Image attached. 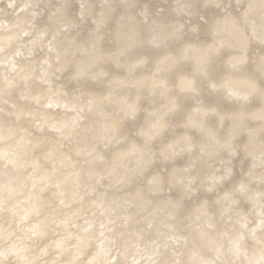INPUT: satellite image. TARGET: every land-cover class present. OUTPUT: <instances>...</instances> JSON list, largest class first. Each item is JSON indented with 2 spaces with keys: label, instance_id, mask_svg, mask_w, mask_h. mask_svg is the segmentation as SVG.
<instances>
[{
  "label": "water",
  "instance_id": "95a60500",
  "mask_svg": "<svg viewBox=\"0 0 264 264\" xmlns=\"http://www.w3.org/2000/svg\"><path fill=\"white\" fill-rule=\"evenodd\" d=\"M24 1L26 3L22 4ZM65 1L14 0L10 7L7 4L8 0H0V6L5 8L1 10L0 17L4 19L0 25H6L4 20H8L14 26L11 30L16 31L9 45L3 48L0 41V87L2 89L7 87L3 82L6 78L3 77L1 69L10 63L20 64L19 55L27 51L25 41L28 39L31 50L28 55L30 69L44 76L41 80L32 81L29 76L27 83H24V89L30 88V85L33 87L31 98L30 92H27L28 96L22 98L16 96L13 104L0 107L2 124L0 126L4 134L3 140L0 139V148H3V151L7 148L17 149L22 145H28L31 139L40 142L37 143L39 148L45 143L44 147L51 146L57 153H67L65 161L69 164L63 165V171L72 166L71 169L78 173V179L71 181L74 178H70L67 181L65 185L67 191L72 183L79 184L80 191H83L80 197H78L80 191L75 193V197L78 198L66 204L68 208L79 207L83 215L90 210L88 217H95V223L100 220L103 221L102 223L106 222L107 216H111L112 213H119L121 210L128 212L127 217L120 220V227L107 229V226L103 225L104 231L97 233L92 241H88L87 248H92L103 241L104 244H108V249L112 250L114 245L118 244L127 249L133 241L144 234V227L147 229L140 224L132 226L131 221L136 212H144L139 213L143 216L152 212L150 206L163 204L165 207L172 198L184 197L186 204L180 208L181 212L178 216L185 218L195 202L204 197L212 198L216 188L225 180L235 175L230 183H224L225 186H229L234 181H238L245 171L255 181L254 189L248 190L243 184H236L233 191L243 197V200L254 209L255 217L259 219L261 214L258 208L261 198L264 197V185L263 189L259 188L264 179L263 177L257 179L255 173L260 168L264 169V119L261 118L264 115V26H262L264 18L256 15V21L246 25L250 41L249 51L247 49L244 51L241 41L237 44L236 40L227 39V28L223 27L220 21L215 24L216 29L207 25V22L213 21L214 13L224 16L226 15L224 11L231 9L237 10L241 20H246L256 11H253L256 9V4H253L252 0L249 3L245 0H226L222 6L217 7L215 0H197L199 17L206 21L204 36L201 35L197 39L192 29H189L192 18L184 15L187 17L184 19L188 23L187 33L181 34L183 32L178 28L173 32L165 29L164 40L159 41L151 19H146L144 15V6L151 5L152 18L169 17V21H172L171 18L176 19L178 16L173 9L178 0H136L131 10L135 19V24H131V30L127 27L131 26L128 22L127 0H90L101 3L114 2L116 10L108 27L101 22L103 16L101 8L95 7L90 13H84V0H69L71 19L67 24L64 21ZM229 1L231 2L228 3ZM20 16L23 17L22 20L28 22V25H25L24 21H17ZM136 25L138 33L135 37L134 35L131 37L136 41L140 39L139 47L130 54L131 57L120 56L122 49L130 46L127 41H131L130 35ZM254 33L257 38L254 37ZM101 36H104L103 40L100 39ZM221 40L227 43L222 44ZM10 44L14 50L16 46H22L18 52L9 50V54L13 52L14 58L18 60H14L12 56L2 60ZM219 48H222L220 56L215 54ZM101 54L109 55V58H105V63L98 62ZM214 54L217 56L213 57ZM212 57L211 67H214L211 73L206 65L207 60ZM243 57H247L244 60L247 65L243 64ZM41 59L42 63H40ZM134 60L135 64H133ZM252 63L254 68L248 73L246 69L248 66L251 67ZM65 64H69L72 71L70 88L62 86L56 77L58 73L56 67L61 66V69ZM107 64L111 70L106 69ZM18 69L16 67L11 72L14 73ZM6 72L9 75V71ZM105 72L107 76H104ZM241 79L247 84L246 88L251 86L255 90L241 93L245 89L236 86ZM231 80L236 81V84L229 87L228 82ZM124 84L129 85V88ZM142 92L148 96H144L142 98L144 101L141 102L139 97ZM49 93L63 98L68 104L76 103V105L68 107V104L63 105L62 102L47 104L42 100L43 96ZM0 94V104L5 105L7 101L4 98L5 91ZM81 102L83 105L80 104ZM140 102L141 109L137 113ZM80 105L83 109V113L81 111L80 114L86 118V121H82L81 116L75 123L70 119L73 117L70 115L78 113L80 110L75 108ZM18 107L21 109L17 110ZM12 108H16L19 118L10 120L11 117H16L14 111H11ZM43 113H47L48 120H35L42 118ZM63 120L65 121L62 123ZM50 123L55 125L51 127ZM59 124L62 128L66 127L67 134L59 135L55 129ZM84 124L85 127H82ZM163 124H166L164 130H162ZM80 127L84 130H80ZM9 131L13 132L14 137L9 135ZM214 133L230 134L231 139L221 145L227 167L220 178L202 182L196 188L198 193L193 194L195 192L190 191L181 184L180 179L175 177L178 173L186 174L193 169L195 164L190 158L200 150L199 144L205 142L210 145L216 140ZM106 137L110 138V141ZM84 143H87V146H83ZM28 149L30 147L26 149L30 156ZM208 154L195 166L208 167ZM41 161L39 170L42 164L50 166L51 161L44 159ZM103 171L104 174L97 175ZM3 177L0 175V179ZM17 178H20L16 181L17 188L24 187L25 190L30 188V180L24 179L27 181L23 182L22 177ZM160 178L164 179L162 182V186L165 187L164 193L159 191ZM91 183L96 185L93 191L85 190ZM120 184H123V190L119 189ZM258 190L263 191L258 193ZM40 192L46 194L48 199L46 209L51 210L57 202L51 189ZM92 196L98 197L97 200L103 201L102 204L91 203ZM255 196L261 197V200L257 201L258 198L255 200ZM15 197L12 199L14 201L19 198L17 203L26 202L20 195ZM126 199L141 201L144 207L140 210L136 207L134 211L133 205L127 203ZM223 199L228 202L236 201L228 195ZM3 209H1L3 214L0 216H5L8 212L6 208ZM199 216L202 217L200 214ZM27 222H19L15 219L7 231L10 230L14 234ZM244 229L245 224H241L240 230ZM254 229L256 230L253 231ZM254 229L250 230L247 236L253 249L256 244L261 245L264 241V239H253L258 230L264 229L263 225ZM25 231L27 232V227H24ZM187 231L188 235H191L192 229ZM262 236L264 238V232ZM11 237L14 240L20 238L19 235ZM195 237L200 242L208 241V236L201 232ZM237 240L241 242L243 248L239 252L240 255L235 257L232 254V248L236 244L233 242L226 250H218L220 264H236L246 256L245 238L240 235ZM39 242L35 244L39 245ZM204 247L206 249L205 245ZM51 254L52 251L48 255L41 254L40 259L45 262L49 260ZM6 262L10 263L8 259ZM99 263H126L125 252L116 258L104 255ZM185 264L206 263H199L197 256L192 255Z\"/></svg>",
  "mask_w": 264,
  "mask_h": 264
},
{
  "label": "rangeland",
  "instance_id": "374dc122",
  "mask_svg": "<svg viewBox=\"0 0 264 264\" xmlns=\"http://www.w3.org/2000/svg\"><path fill=\"white\" fill-rule=\"evenodd\" d=\"M85 1V9L84 13L88 14L92 9L95 7H99L102 9L103 16L101 18L102 24L105 27H108L113 15L114 10H116V6L114 2L106 1L101 3L100 1L91 2L90 0ZM197 0H178L174 5V11L178 13L176 19H172L169 21V17H163L160 19L152 18L150 12L152 11L151 5L144 6V15L146 19H151V23L153 25V29L155 30V34L157 39L164 40V30H172L174 31L175 28H178L181 34H186V30L188 28V23L184 21L185 18L189 17L192 18V22L189 25V29H192L195 36L198 38L201 35L204 36L205 34V22L203 19L199 17L200 12H198ZM226 0H215L216 6H222ZM136 3V0H127L126 7H129L128 13V22L131 24H135V19L131 14L132 6ZM262 3V0H261ZM261 3L258 6H263ZM192 6H190V5ZM69 5L70 1H65V22L68 24L71 16L69 15ZM261 8H256V11L249 16L246 20L240 19V16L237 10H225L224 14L228 15L227 22L231 21L234 23V29L238 33L241 39V45L244 51L247 49L249 51V44H248V27L247 24L254 23L256 20V15L262 16L260 13L262 11ZM259 13V14H257ZM186 15L187 17H184ZM173 26V27H171ZM132 29L131 26H127ZM176 30V29H175ZM131 33V32H130ZM138 33V26L136 25L132 31V35H130L131 41H127L130 44L128 48L122 49L120 52V56H129L134 52V50L139 47L140 39L136 41L133 37L136 36ZM105 35V34H104ZM134 35V36H133ZM173 37V34H171ZM133 36V37H131ZM104 36H101L100 39L103 40ZM171 37V38H172ZM170 38V37H168ZM103 45V41H102ZM104 47V45H103ZM105 48V47H104ZM216 50V49H215ZM215 54H221L220 50H217ZM213 55V57L217 55ZM213 57L208 59V64L206 65L207 69L211 72L213 71L211 67V63L213 61ZM105 58H109V55L101 54L98 57L99 63H105ZM112 58H110L111 60ZM148 61V60H147ZM136 61L134 60L133 64ZM244 64V61H243ZM110 66V65H109ZM61 66L56 67V77L58 82L70 88L71 83V67L69 64H65L63 68L60 69ZM111 67V66H110ZM107 70H111L106 65ZM107 72V71H106ZM104 73V76H107V73ZM212 73V72H211ZM120 80V78H117ZM229 87L235 86L236 81H229ZM236 86L238 88L245 89L246 85L245 81L241 80L237 82ZM125 87L129 88V85L124 84ZM196 87V84H194ZM122 86V85H121ZM197 89V88H195ZM198 91V90H197ZM114 96V93L112 94ZM144 96H148L145 93L140 94V99L142 102V98ZM144 101V100H143ZM141 102L137 106L136 112L138 113L141 109ZM80 104H83L82 102ZM81 113L82 105L78 108ZM203 110V109H202ZM204 111V110H203ZM83 113V111H82ZM241 115H239L240 117ZM82 121H86V118L82 115ZM264 119V115L261 116ZM198 122V120L195 119ZM208 126V124H207ZM166 128V124L162 125V130ZM263 129V128H262ZM80 130H84V128L80 127ZM215 141L208 145L205 142L199 144L198 150L191 158V161H194V164L202 160L203 156L209 153V166H193V169L189 173L181 174L178 173L175 179H180L181 184L184 185L186 188H189L190 191L195 192L193 194L198 193L196 188L202 182H210L213 181L215 178H220L223 175L224 169L227 167L225 164L226 158L223 156V152L221 151V145L226 143V141L230 138V134L221 135L220 133H214ZM231 139V138H230ZM171 140V139H170ZM177 146V144H175ZM157 151V150H154ZM109 153V151H108ZM257 179L263 177L264 179V169L260 168L255 173ZM235 176V175H234ZM233 176V177H234ZM225 180L224 183H230L232 178ZM238 181H234L233 183L229 184V186H225L222 183L219 187L216 188L215 195L212 198L204 197L201 198L200 201H197L193 204L192 208L188 210V214L183 218V216H178L180 214V208H182L186 201L183 198H172L168 205L165 207L163 204L159 206H150L152 212L149 214H145L140 216L139 213H144L142 211L136 212L133 215V219L131 221L132 226L135 225H144L143 232L144 234L141 237L131 244L130 247L127 249L122 248L121 245H114L112 248L110 255L113 258L119 256L125 252L126 255V263H119V264H185L186 260L195 255L198 258V262H204L206 264H220L218 259V250L223 249L226 250L230 244L235 242L238 236L242 235L245 238L244 246L246 250V256L243 257L240 261L236 264H247V254L251 252L253 249L252 244L248 241L247 236L250 230H253L258 225V222L264 223V197L262 198L259 206L262 209V213L260 218L258 219L255 217L254 209L245 201L243 197L238 196L233 190L236 184H243L248 190L254 189L253 184L255 181L250 177L247 171L240 175ZM255 178V180H257ZM253 180V181H252ZM160 185L159 191H165V187H163L164 179L160 178ZM264 183V182H263ZM260 184L259 189H263V184ZM158 184V183H157ZM103 187V185H102ZM111 191H114L113 188H110ZM225 195H228L230 198L236 200L235 202H228V200L223 199ZM91 202H96L97 198L92 196ZM223 200V201H222ZM127 203L131 206L133 205L134 211L136 207L141 208L144 207L143 202H138L137 200L126 199ZM130 206V208H131ZM150 209V208H147ZM88 211L81 217V219L73 220L70 222V227H77L81 221H85L84 217L88 216ZM101 211V210H100ZM93 213V211L91 212ZM127 211L121 210L119 213H112L110 217L107 218V221L104 222V226H107V229L120 227V220L125 219L127 216ZM199 214L202 216L200 217ZM84 219V220H83ZM241 224H245V229L240 230ZM188 227V228H187ZM264 228V224H263ZM187 229H192L191 235H188ZM147 230V232H145ZM204 233L208 236V241L206 243L204 241L200 242L196 239L197 233ZM242 233V234H241ZM180 240V241H179ZM206 246V249L204 247ZM262 250H264V245L261 246Z\"/></svg>",
  "mask_w": 264,
  "mask_h": 264
},
{
  "label": "bare ground",
  "instance_id": "6f19581e",
  "mask_svg": "<svg viewBox=\"0 0 264 264\" xmlns=\"http://www.w3.org/2000/svg\"><path fill=\"white\" fill-rule=\"evenodd\" d=\"M245 1L249 3L250 0H245ZM13 2L14 0H8L7 3L8 6L13 5ZM230 2L231 1H229L228 3ZM25 3L26 1H24L22 4ZM252 3L256 4V8H261V6H258L261 3V0H252ZM261 5L263 6V9L261 8L262 11L260 13L262 14V18H264V0H262ZM4 9H5L4 6H0V11ZM254 10L256 9H253V11ZM1 14L2 11L0 12V15ZM227 17L228 15L219 16V13H214L213 21L207 22V25L209 24L210 28L215 27L216 29L217 25L215 24L217 23V21L218 22L220 21V24H223V27L227 28L228 36H229V37L227 36V39L236 40L237 44H239L241 39L239 35H236L238 33L234 29L233 26L234 23H232L231 21L227 22ZM3 19L0 17V22H2ZM22 19L23 17L20 16L17 18V21L23 22L24 20ZM4 21L6 25L4 24L0 25V41L3 48L7 44L9 45V43H11V38L14 35H16V31L11 30L14 26L11 25V23L8 20H4ZM24 24L28 25V22L24 21ZM3 26H5V29H3ZM262 26H264V24H262ZM23 29H26L27 31L29 30V28H23ZM254 37L257 38L255 33H254ZM219 38L220 37H218V39ZM247 41L249 44L250 43L249 39ZM25 42H26L27 51H25L22 55H19V59L21 61L20 64L10 63L7 67L1 69L3 77L6 78L7 80V81L3 80V82L6 83L7 87L6 89H2V87H0V93H2L3 90L5 91L4 98L7 101H5L6 102L4 103L5 105L0 104V107L7 106V104L9 105V103L13 104L14 98H16V96H19L18 98L28 96L27 92H30V98H31L33 87L32 85H30V88L26 87L27 88L26 91V88L25 89L23 88L24 83H27V80H29L28 79L29 76H30V81L41 80L44 77L43 75L30 69L31 67L29 64L30 58L28 56L31 53L30 47L28 46L29 45L28 42H30V39L26 40ZM220 43L226 44L227 42L225 40H221ZM50 46L51 45H49V47ZM11 47L12 44H10V47H7V51L4 53L2 60H6L10 56H12L13 58L15 57V54H13V52L12 54H9L10 53L9 50L11 51L14 50ZM21 47L22 46H18V47L16 46L14 52H18L21 49ZM219 50L222 51V48H219ZM15 59L18 60V58H14V60ZM246 59L247 57H243L242 61ZM40 63H42V59ZM244 64L247 65L246 63ZM16 67H18L19 69L14 73L11 72V70H15ZM243 68L244 66H242V69ZM252 68H254V63H252L251 67L249 66L247 67L246 69L247 72L250 73L252 71ZM6 71H9V75L6 74L7 73ZM241 80L244 81V79ZM251 89L255 90L253 87L250 86L248 88H245V90L242 91L241 93H248V91ZM256 89L259 90L258 87H256ZM54 92H56V90ZM259 92H263V91H259ZM53 94L49 93L46 96H43L42 101L50 105L52 103L59 104V102H62L63 105L68 104L63 100V98L54 96ZM75 105L76 103L72 105L68 104V107H73ZM88 106H90V104ZM19 107L17 110L21 109ZM17 110L16 108H12L11 111L12 112L14 111L15 114L14 116L16 117H11L10 120L14 118H19V115L16 112ZM76 112H78V110H76ZM70 116H73L70 119L74 120L75 123H77L79 121V117H81L82 115L80 113H75V115L71 114ZM35 120L38 121L48 120V115L47 113H43L42 118H37ZM64 121L65 120H63L62 123ZM0 125L2 126L1 122ZM54 125L55 124H52L51 127H53ZM1 126H0V139L3 140L4 134L2 133ZM60 126L61 125L59 124L56 126L57 128H55L59 132V135L67 134V129H65L66 127L62 128V126L61 127ZM82 127H85V124ZM9 135H12V137H14L12 131H9ZM42 135H39V137ZM106 139H109L110 141V138L106 137ZM37 143L40 144L39 141L34 142V140L30 139L28 145L25 146L22 145V147H18L17 149L7 148L3 151V148H0V175L4 176L3 178L0 179V198H1L0 214H3V212H1L2 211L1 209L6 208L8 210L5 216H0V264H100L99 262L102 256L108 255V257L111 258L110 255L111 249L107 248L108 244H104L103 241H100V239L102 238L98 240L100 241V243L95 246L92 245L93 246L92 248L89 247L87 248L86 246L88 245V241H92L97 233L104 231L103 228L104 223H102L103 222L102 220L96 222L97 223L96 224L95 223L96 219H94L95 217L87 216L84 217L85 221H81L80 224L77 225V227L72 228L69 226V222L73 220L75 221L77 219H81L83 214H81V210H79V207L68 208L66 204H69L71 200H74L82 196L83 191H80L81 187L79 184L77 185L73 183L72 186H70L68 189L69 192L67 191V188L65 186L67 184V181L70 178H74L71 181H75V179H78L77 177L78 173H75L73 168L71 169L72 166L70 168L68 167L66 171H63V165L69 164L66 163L67 161H65V156H67L68 154L57 153L56 151H54L53 148H51V146L44 147L45 143H43V146L39 148ZM103 143L104 145L106 144L105 139ZM86 144L87 143H84L83 146ZM28 147H30V149H28L30 150V156H28L26 151ZM74 149H80V148H74ZM43 159L49 162L51 161L50 166L46 164H42L39 170V165L41 164L42 162L41 160ZM25 170H27V172H25ZM102 174H104V171L97 175L100 176ZM18 176L22 177L23 180L24 179L30 180V184H29L30 188L28 190H25L24 187H22L21 189H19V187L18 188L16 187V181L20 180V178H17ZM2 180L3 182H1ZM25 181L27 180H24L23 182ZM94 186L96 185L91 183L90 185L86 186L85 190L93 191ZM49 188L51 189L52 193L54 194L57 200V202L54 203L53 208L51 210L46 209V204L48 202L47 201L48 199L45 196L46 194L40 192V191L46 192V189ZM119 189L123 190V184L119 185ZM261 191L263 190H258L257 192L260 193ZM78 192H79V196L75 197V193ZM17 195L23 197L22 199H25L26 202L23 204L21 202H19L21 204L17 203L19 201V198L13 201L12 198H16L15 196ZM257 198L258 197L256 196L254 197L255 200H257ZM260 198L261 197H259L257 201H260L262 199ZM102 202L97 200L95 204L100 205L102 204ZM258 209H259V214H261L262 209L261 208ZM108 217L110 216H107V218ZM15 219L18 220L19 222L22 221L25 222L28 221V222L25 223V225H23L20 228L21 230L13 234L10 230L9 231L7 230L10 224L13 223ZM260 221L261 222H258L256 228L259 225L264 224L262 223V220ZM24 227H27V232L26 231L24 232ZM255 230L256 229H254L253 231ZM263 232L264 229L258 230L254 234L253 239L254 240L264 239L262 236ZM12 235H19L20 238H18V240H14L11 237ZM239 240L235 241L236 244L234 248H232V254L235 257L239 256L240 255L239 252L243 250L241 242L239 243ZM37 242H39L40 244L39 245L35 244ZM263 244L264 241L261 245L256 244L257 246H255V248L252 249L251 252H248L247 264H264V250H262L261 248ZM51 251L52 254L49 255L50 257H48L49 260H46L44 262L40 259L41 254L48 255V253ZM12 258H14V260H11ZM6 259H8L10 263L6 262ZM33 261L35 262L32 263Z\"/></svg>",
  "mask_w": 264,
  "mask_h": 264
}]
</instances>
